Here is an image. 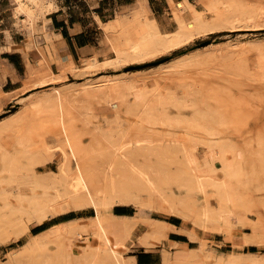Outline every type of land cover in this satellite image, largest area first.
I'll list each match as a JSON object with an SVG mask.
<instances>
[{
    "label": "bare ground",
    "instance_id": "bare-ground-1",
    "mask_svg": "<svg viewBox=\"0 0 264 264\" xmlns=\"http://www.w3.org/2000/svg\"><path fill=\"white\" fill-rule=\"evenodd\" d=\"M26 1L39 7L37 0ZM169 3L172 4L170 6L175 22L172 32L165 33L160 27L151 15L146 0H137L133 5V12L138 16L134 24V35L132 38L109 41V50L113 57L104 54L103 60L97 57L83 60L80 67L71 65L58 74L52 72L49 64L46 65L45 70L36 74L38 78L33 85H57L51 87L53 93L44 95L25 105L20 111L11 113L8 121L0 122L2 224L5 222L11 227L14 222V225L21 223L28 229L32 223H42L68 211L86 207L94 211L88 219L73 218L44 232L31 234L30 239L21 247L20 256L23 258L15 264H26L22 260L26 257L31 260L33 252L42 256L44 264H134L125 255L132 242L135 241V244L148 249L166 240L171 228L167 221L150 219L140 213L138 216H118L112 212L114 206L134 205L139 207V212L142 207L166 216L180 217L186 224L203 229L210 225L219 233H223L230 232L233 221H236L235 224L245 223V218L240 213L237 214L232 207L242 209L250 206L251 198L255 197L252 192H264V159L261 156L256 157L259 161H255L253 174L247 177L245 185L243 184L250 189V197L244 196L246 187L241 191L239 184L232 180H218L213 176L211 164L214 161L222 162L224 176L230 174L228 161L224 157L223 160L221 158L222 151L229 144L226 131L221 125L217 126L212 122L215 116L225 118L219 114L220 110L210 103L215 102L214 98H217L215 95L218 92L212 90L214 87L200 86L202 89L197 87L198 90L195 91L187 87L181 97L164 95L155 100L151 96L158 93V82L154 83L150 90L139 82H117L110 86L101 84L84 89L88 104H85V99L83 102H76L81 91L69 92L61 89L65 83L63 80L66 70H87L114 60L143 57L159 48L176 47L204 32L231 30L241 23L255 26L264 20V9L247 7L237 0H195V3L201 4V10L197 9L194 3L186 1ZM15 10L24 14L25 20L22 23L24 26L28 24L29 31H32L33 23L37 19L33 9L17 0ZM125 23L124 20L121 22L122 25ZM100 26L106 30L108 23H100ZM3 73L8 74L10 70L5 68ZM0 94L3 93L0 91ZM89 101L108 105L113 113L108 122L119 123L117 138H107L105 135L96 134L94 130L89 132L92 117ZM169 105L178 112L191 110L192 116L171 118L166 113ZM29 108L51 111V121L60 132L59 138L57 136L51 139V145L43 142L42 147L34 152L31 148L36 143H32L31 134L21 129L25 112ZM123 115L138 116L140 124L136 125L137 127L144 124H159L167 128L179 124L194 126L209 137L204 144L208 155L202 157V149L198 148L199 145L197 146L192 136L187 133L175 137L163 136L161 139H153L145 134L131 135L129 131L132 130L133 123L128 124L126 117L122 119ZM231 120L223 121L227 125H234L233 121H237L230 122ZM241 122L245 124V121ZM78 123L81 125L80 130L92 134L89 145L79 140V133L76 131ZM124 124L128 126L127 129ZM236 125L241 124L239 122ZM6 133L9 134V139L8 144L4 145L1 138ZM54 149L61 154L56 171L46 168L48 156L52 155ZM21 157L29 159L27 166L18 164ZM170 160H173V163L169 166L175 164L174 169L164 164L171 163ZM35 165L44 170L36 172ZM211 199L216 201L215 206L211 204ZM6 212L8 216H5ZM2 216L7 220H1ZM250 227L254 233L243 234L241 245L237 248H264L257 232L259 226ZM177 231L185 234L184 229ZM89 233L99 243L93 242L75 248V241L82 240L83 235ZM187 235L197 246L191 248L187 244L170 243V248H163L161 252V264H264V252L211 256L203 251L204 244L197 233ZM53 240L56 241L55 252L53 256L47 255L46 245ZM12 261L13 259H10L3 264H14Z\"/></svg>",
    "mask_w": 264,
    "mask_h": 264
},
{
    "label": "rangeland",
    "instance_id": "rangeland-1",
    "mask_svg": "<svg viewBox=\"0 0 264 264\" xmlns=\"http://www.w3.org/2000/svg\"><path fill=\"white\" fill-rule=\"evenodd\" d=\"M237 1L247 7H254L258 10L264 9V0ZM192 2L196 5L197 9H202L201 4L195 3V0H192ZM137 17V14L133 12V5H131L116 8L111 17L108 15L107 18L110 19L107 22H101L99 20L100 60H103L104 54L113 57L109 50L110 40H122L125 37H133L134 24L136 23ZM123 20L126 21L125 25L121 24ZM100 23H108L107 29L104 30L101 28ZM246 24L247 23H241V25L231 30L204 32L176 47L159 48L157 51L143 57L122 59L119 61L114 60L87 70H66L63 80L65 83L61 89L68 90L69 92L74 90L81 91V95L76 99V102L79 103L86 100L85 104H88L87 99H85L86 96L83 93L84 89L101 84L110 86L117 82H139L144 84L147 90H150L151 86L158 82L160 86L157 90L158 93L151 96L155 100L164 95H174L177 98L181 97L182 93L188 88L195 91V89L198 90V88L200 89L203 86H207V88L211 86V88L214 87L212 90L214 91L215 89L220 94L217 93V95H215L217 98H214L215 102L211 101L210 103L213 107L218 108L220 110L219 114L225 118L221 117V119L217 117L222 120L220 122L215 116L212 122L217 126L221 125L224 131H226L225 134H227V141L229 144H227V148L222 151L223 156L221 155V158L223 160L224 157L228 161L227 167H229L228 170L230 174L224 176L221 165L222 162L214 161V163L211 164L213 176L218 180L222 178L232 180L239 184V189H241V191L246 187L244 196L250 197V195H252L250 189L247 186H243V184L245 185L244 182L246 178L253 174V170L256 166L255 161H259L256 157L261 156L262 159H264V20H261L258 24L256 23L257 25L255 24V26H248L249 23ZM28 37L32 40L31 35L28 34ZM46 40L50 42L48 38H46ZM40 51L42 56L45 57L41 48ZM48 62L50 64L51 60ZM75 65L78 67L81 66L79 63ZM28 71L29 68L26 75H22L24 80L21 89L10 95L0 94V122L8 121L11 113L20 111L22 107L36 101L38 98L52 94L53 90L51 87L57 86H34L33 83L37 81L38 77L37 75L29 76ZM219 95L221 98H219ZM194 99L195 98H193V100ZM89 104L92 117L90 118V131H88L91 132L94 130L93 132L96 134L105 135L107 138H117L120 130L119 123L108 122L113 116L108 105L102 103L97 104L96 102L90 103V101ZM50 113L51 111L32 108H29L25 112L21 129L22 131L29 132V134H31L32 143H36V145L31 148L32 152L41 148L43 142L51 145V139L53 137L57 138L58 136L59 138L60 132L58 127L52 123V113ZM166 113L171 118H179V116H181V118H190L192 116L191 110H182L178 112L170 105ZM93 116L95 118H93ZM135 116L136 115L122 116L123 120L125 117L127 118L128 124L133 123L131 126L132 130H130L131 128L129 129V134H145L153 139H161L163 136L175 137L186 135L187 133L190 137L192 136L193 139H191L194 143H197V146L199 145L198 148L202 149V157L208 155L204 144L207 143L209 137L200 129L194 126H189V128L185 124L173 125V127L169 128L159 124L151 126L144 124V127L140 126L142 127L140 128L137 127L139 126L138 124H140V118ZM226 117L228 120H226ZM229 117L231 118L229 119ZM231 119L245 121V124L239 121L241 125L237 126L236 124L239 122L233 121L235 122L234 125H231L232 123H228L227 125V123L223 121L229 122ZM232 120L230 122H232ZM134 123L135 127L133 128ZM127 127L128 126L124 124V128L127 129ZM225 128H227V130ZM237 128L239 131H237ZM80 129L81 125L78 123L76 131L79 133V140L83 144L89 145L91 143L92 134L90 135L87 131L84 132ZM80 131H82L83 134L80 133ZM233 131L237 132L233 133ZM81 134L82 136L80 137ZM8 139L9 134L6 133L2 136L1 142L7 145ZM60 161V151L54 149L52 150V155L49 154L48 156L46 168L56 171ZM166 162L169 161L166 160ZM172 163L173 160L171 163L164 164L169 168V164ZM18 164L22 167L27 166L29 164V159L21 157L18 160ZM174 165H171L170 168L174 169ZM34 168L38 173L44 170L38 165H35ZM257 181L259 182L258 177ZM252 193L255 196L251 198L252 205L250 204V206L242 209L232 207L237 214L240 213L245 218V223L235 224L236 221H233L234 224L231 226L232 229L230 228V232L219 233L210 225L203 229L193 224H186L183 219H181L183 223L181 228L184 229L187 237L189 233H197L204 244L203 251L211 256H218L220 254H243L245 252H250L251 247H253L256 252H264V248H259L257 246H241V248H237L241 245L243 234L251 235L254 233L253 228L250 227L251 225L259 226V231L257 232L262 240V245H264V197H262L264 196L262 195L264 192L254 190ZM211 202L213 206L216 205L215 200L211 199ZM0 204L2 205L1 199ZM131 207L134 214H136L135 216H138L140 213L141 216L163 221H166L165 219L169 217L150 209L141 207L139 212L138 206L132 205ZM71 212L77 216H83L81 218L84 219H88L94 214V211L90 207L68 211L66 213ZM7 214L6 212L5 216H8ZM5 216H2L1 220H7ZM13 225L10 227L7 223L4 222L2 224V222H0V264L8 262L10 259H13L12 262L14 264L15 262L18 263L19 259L23 258L20 256L22 253L21 247L30 239L32 234L30 232V226L28 229H25L21 223ZM83 239L75 241V248L78 249L84 244L93 242L99 243L90 233L84 234ZM55 243L56 241L53 240L46 245L47 255L53 256L56 249ZM161 243L162 242H158V244ZM127 253L128 251L125 252V255ZM30 258L31 260H28L26 257L22 261L26 264H44L43 258L38 252H33Z\"/></svg>",
    "mask_w": 264,
    "mask_h": 264
},
{
    "label": "crops",
    "instance_id": "crops-1",
    "mask_svg": "<svg viewBox=\"0 0 264 264\" xmlns=\"http://www.w3.org/2000/svg\"><path fill=\"white\" fill-rule=\"evenodd\" d=\"M21 1L33 9L37 18L32 31H29L28 24L24 26L22 23L25 20L24 14L15 10L17 0H0V91L6 95L22 88L24 80L22 75H26L28 68V75L34 76L45 70L48 61L51 60L48 66L54 74H58L76 63L82 65L83 60H90L93 57L99 59L101 54L99 20L109 21L108 15L111 17L116 8L134 5L137 0H37L39 7L26 0ZM184 1L193 3L192 0H146L152 16L165 33L172 32L174 29L172 27L175 26L170 6L172 4L169 2ZM28 34L32 36V40ZM46 38L50 42H47ZM40 48L45 54V59ZM5 68L10 70V73L4 74ZM112 211L123 217L136 215L130 205H116ZM66 214L68 213L32 224L30 232L32 234L44 232L64 222L50 224L52 220ZM165 220L171 228L167 239L148 249L135 244V241L132 242L126 254L132 263L161 264L163 261L161 252L163 248H170V243L187 244L191 248L197 245L195 241L189 240L185 234L177 231L183 229L180 217L172 215Z\"/></svg>",
    "mask_w": 264,
    "mask_h": 264
},
{
    "label": "trees",
    "instance_id": "trees-1",
    "mask_svg": "<svg viewBox=\"0 0 264 264\" xmlns=\"http://www.w3.org/2000/svg\"><path fill=\"white\" fill-rule=\"evenodd\" d=\"M10 60H11V59H10ZM116 214H118V213L116 212ZM76 217H82V216H77V215H75L73 212H71V213H68V214H66V215H63V216H61V217H59V218H57V219H55V220H52V221L50 222V224H55V223H57V222H59V221H68V220L73 219V218H76ZM44 225H45V224H44ZM250 251H251V252H255L256 250H255L253 247H251Z\"/></svg>",
    "mask_w": 264,
    "mask_h": 264
}]
</instances>
